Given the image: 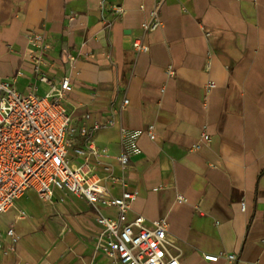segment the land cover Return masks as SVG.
<instances>
[{
    "label": "crops",
    "instance_id": "1",
    "mask_svg": "<svg viewBox=\"0 0 264 264\" xmlns=\"http://www.w3.org/2000/svg\"><path fill=\"white\" fill-rule=\"evenodd\" d=\"M156 6L161 27L145 33ZM39 30L51 42L43 72L72 88L63 98L75 141L81 126L114 119L89 139L137 190L129 216L166 220L180 264H264V0H0V79L22 94L50 91L27 59V35ZM203 132L211 142L191 150ZM31 194L0 215V264H116L96 251L85 201Z\"/></svg>",
    "mask_w": 264,
    "mask_h": 264
},
{
    "label": "built area",
    "instance_id": "2",
    "mask_svg": "<svg viewBox=\"0 0 264 264\" xmlns=\"http://www.w3.org/2000/svg\"><path fill=\"white\" fill-rule=\"evenodd\" d=\"M106 8L118 9L103 1L101 9ZM160 27L156 6L149 13V19L141 24V29L148 33ZM27 43V59L33 66L35 79L50 86V91L43 96L37 95L36 89L22 94L11 80L0 79V215L27 192H34L43 201H50L57 193L68 194L92 208L100 229L96 240V251L100 254L116 264H180L166 220L147 223L142 216L130 217V206L138 196L137 190H129L122 176H115L111 166L98 160L97 150L89 137L94 130L113 126L114 119L106 125L96 122L91 129L81 126L78 135L82 142L75 141L72 117L63 98L72 89L69 79L52 84L41 67L51 50V42L45 32L39 30L27 35ZM133 49L145 52L147 47L137 40ZM167 73L171 75L172 70L168 69ZM126 104L124 100L123 105ZM147 135L151 140L155 138L153 126H148ZM210 142V135L203 132L191 150H198ZM117 162L123 174L128 156L121 154ZM108 183L120 186L121 192L114 195ZM176 201L183 202V196L177 195ZM241 207L244 209V203ZM8 234L14 241L18 239L12 230ZM203 259L233 262L236 256L207 254Z\"/></svg>",
    "mask_w": 264,
    "mask_h": 264
},
{
    "label": "rangeland",
    "instance_id": "3",
    "mask_svg": "<svg viewBox=\"0 0 264 264\" xmlns=\"http://www.w3.org/2000/svg\"><path fill=\"white\" fill-rule=\"evenodd\" d=\"M70 154H72L71 152H70ZM33 195H35V193L33 194ZM32 194H31V196H33ZM36 196V195H35ZM34 197V196H33ZM37 197V196H36ZM37 198H39V197H37ZM40 199V198H39Z\"/></svg>",
    "mask_w": 264,
    "mask_h": 264
}]
</instances>
